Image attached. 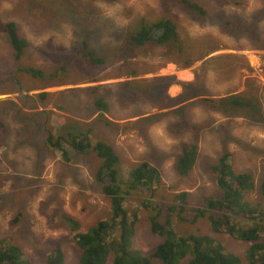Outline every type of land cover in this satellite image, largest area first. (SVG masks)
I'll return each mask as SVG.
<instances>
[{
	"label": "rangeland",
	"instance_id": "obj_1",
	"mask_svg": "<svg viewBox=\"0 0 264 264\" xmlns=\"http://www.w3.org/2000/svg\"><path fill=\"white\" fill-rule=\"evenodd\" d=\"M189 1L206 7L205 16L182 0H62L55 10L51 4L44 10L37 0H0V235L20 245L30 264H47L57 242L62 243L66 264L77 260L76 232L69 228L65 214L78 219V231L83 232L110 212L96 179L100 158L89 152L64 161L61 151L46 143L50 130L57 135L69 125L85 129L87 122H93L90 141L113 145L122 182L143 160L159 170L161 182L153 185L151 197L138 189L124 201L129 211L137 213L132 247L143 254L163 239L150 229L151 202L165 208L174 194L186 191L190 205H202L206 196L220 195L211 166L223 149L230 153L236 171L253 176L255 187L247 197L259 199L258 186L264 177V49L252 42L256 35L264 40V0ZM253 16L258 17L256 22L246 25L236 40L218 31L225 20ZM141 17L148 21L169 17L191 37L205 33L217 37L225 49L212 54L228 53L236 71L222 82L217 81V73L208 71L203 82L207 93L185 103L165 98L171 83L177 91L181 80L193 82L194 68L205 58L182 68L169 62V54L160 47L130 44L126 27ZM9 20L29 42L19 59L13 56L5 29ZM82 40L104 58V65L92 66L80 56L76 50ZM121 51L127 54L120 56ZM28 66L40 69L44 77L26 73ZM165 67L181 80L158 77ZM132 70L136 74H130ZM136 75L141 78L132 80ZM38 92L50 94L44 100L30 97ZM226 97L248 104L220 109L215 101V105L207 101ZM98 98L108 103L104 115L109 120L122 121L106 125L97 119L100 112L93 102ZM166 102L173 105L160 106ZM147 110L141 121H132L135 113ZM189 144L197 145L198 156L190 173L182 177L175 168L176 158ZM172 225L177 234L213 235L226 251L241 258V264H249L245 258L249 243L213 233L206 218L190 223L173 217ZM189 258L181 264H188ZM107 264H112L111 256Z\"/></svg>",
	"mask_w": 264,
	"mask_h": 264
},
{
	"label": "trees",
	"instance_id": "obj_2",
	"mask_svg": "<svg viewBox=\"0 0 264 264\" xmlns=\"http://www.w3.org/2000/svg\"><path fill=\"white\" fill-rule=\"evenodd\" d=\"M37 2L44 10H47L48 4L55 6L54 10L62 4V0H37ZM182 2L189 8L195 9L201 16H205L208 11L206 7L196 2L189 0ZM73 18L76 19L75 16ZM255 19L258 17L253 16L252 19L243 21L242 18L228 19L218 25V31L236 40L241 30L251 22L255 23ZM5 29L13 56L19 59L29 42L14 21H7ZM157 30H160L159 35L156 34ZM125 34L126 40L135 46L150 43L162 48L166 54H169L168 61L182 68L190 67L205 58L198 67L194 68L193 82L180 83L182 92L175 97L177 104L207 93L203 89V82L207 78L208 71L217 73L218 82L229 79L231 73L236 71L233 68L234 64L228 62L230 60L228 53L212 54L225 49L220 39L208 33L191 37L169 17H159L152 21L144 17L132 19L126 27ZM255 38L252 43L264 49V40L257 35ZM81 45L82 47L76 51L89 64L92 66L105 64L103 57L98 56L93 49L87 48L86 41L82 40ZM126 54L121 51L120 56ZM66 66V64L61 66V70ZM24 70L34 77H44L40 69L32 66ZM130 74H136L135 70ZM88 87L91 91L96 89V86ZM49 94V92H38L30 97L44 100ZM207 101L210 103L215 101L220 109L230 104H248L233 97ZM93 104L100 112L97 119L102 120L106 125L115 123L104 115L108 111V103L105 100L98 98ZM171 104L166 102L160 106L165 108ZM179 108L177 107L176 111H179ZM84 123L82 122L83 125ZM92 130L93 122H87L85 129H80L77 125H69L65 132L54 135L50 130L46 136V143L52 149L61 151L62 159L66 162L71 161L75 154L89 152H94L100 158L101 164L96 179L101 185L102 193L109 201L108 217L98 219L83 232L78 231L80 227L78 219L69 214L64 215L69 228L76 232L74 241L79 250L77 260L69 264H107L110 256L112 264H152L155 259L158 264H181V261L187 257H190L188 264H241V258L235 253L226 251L223 243L213 235L199 231L187 235L177 234L172 225L173 217L175 220L190 223H195L199 218H206L213 233L228 234L237 240L249 243L245 251V258L249 264H264V177L258 186L259 199L250 200L247 194L255 187L253 176L246 171H236L229 161L230 153L223 149L222 154L211 166L221 191L220 195L206 196L202 205H190L186 191L174 194L165 204V208L151 202L153 213L150 215V229L153 233L163 236V239L156 244L152 252L143 254L132 247L137 213L135 210L129 211L124 206V201L138 189L148 191V197H151L155 191L153 185H159L161 182L160 172L149 161L143 160L134 166L128 174V179L122 182L117 170L119 156L113 145L100 139L91 142L89 136ZM197 156L196 144L183 145L176 158L177 173L186 177L193 169ZM163 215L164 217L161 218ZM46 263L66 264L61 242L54 245L47 255ZM0 264H30V260L24 254L22 247L14 243L10 236L0 235Z\"/></svg>",
	"mask_w": 264,
	"mask_h": 264
},
{
	"label": "crops",
	"instance_id": "obj_3",
	"mask_svg": "<svg viewBox=\"0 0 264 264\" xmlns=\"http://www.w3.org/2000/svg\"><path fill=\"white\" fill-rule=\"evenodd\" d=\"M172 68L171 67H165V68H163L162 70H161V72L158 74V77H161V79L162 78H164V77H168V78H170V77H175V79H176V81L175 82H178L179 80H181V78H179L180 76L178 75V76H175V74H173L172 73ZM139 75V74H138ZM138 75H136L135 77H132V78H134V79H132V80H138V79H140L141 77H138ZM171 75H173V76H171ZM193 76H194V72H193ZM181 77H183V75H181ZM130 80H131V78H129ZM185 79H189V78H185ZM119 81H123V80H119ZM182 82H185L184 80H181ZM176 84H174V82L173 83H171L170 85H169V87H168V89H167V92H166V96H165V98H167V96L169 97V98H174V97H176L179 93H181V91H182V87H181V89L180 88H178V90L177 91H174L173 89H177V87H174ZM179 87V86H178ZM173 90V91H172ZM177 104V103H176ZM173 105V103L171 104V106ZM147 112H149V110H147V111H141V112H139V113H135L133 116H132V119H134V120H132V121H141V119L142 118H144V117H146L147 115H144V114H147ZM134 117V118H133ZM129 120V118L127 119H125V121H128ZM118 121H122V118L120 119V120H115V122L117 123ZM124 121V122H125ZM119 123V122H118Z\"/></svg>",
	"mask_w": 264,
	"mask_h": 264
},
{
	"label": "water",
	"instance_id": "obj_4",
	"mask_svg": "<svg viewBox=\"0 0 264 264\" xmlns=\"http://www.w3.org/2000/svg\"><path fill=\"white\" fill-rule=\"evenodd\" d=\"M156 34L159 35L160 34V30H157V33Z\"/></svg>",
	"mask_w": 264,
	"mask_h": 264
},
{
	"label": "flooded vegetation",
	"instance_id": "obj_5",
	"mask_svg": "<svg viewBox=\"0 0 264 264\" xmlns=\"http://www.w3.org/2000/svg\"><path fill=\"white\" fill-rule=\"evenodd\" d=\"M155 86H157V84H155Z\"/></svg>",
	"mask_w": 264,
	"mask_h": 264
}]
</instances>
